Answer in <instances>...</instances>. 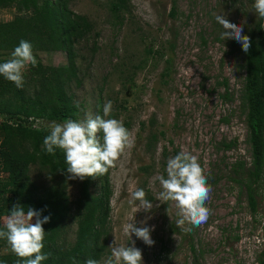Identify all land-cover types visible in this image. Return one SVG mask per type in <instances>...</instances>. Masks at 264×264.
Returning a JSON list of instances; mask_svg holds the SVG:
<instances>
[{"label": "rangeland", "instance_id": "374dc122", "mask_svg": "<svg viewBox=\"0 0 264 264\" xmlns=\"http://www.w3.org/2000/svg\"><path fill=\"white\" fill-rule=\"evenodd\" d=\"M129 1L131 16L121 24L112 19L108 0H74L70 5L74 13L93 24L90 37L81 43L82 52L78 51L81 84L70 87L75 103L83 105L79 121L103 116L105 103L111 101L112 112L104 118L120 120L133 144L110 168L108 247L114 241L117 246H135L141 250L142 264H254L255 254L264 246V173L256 198L257 213L251 214L244 189L228 179L236 160L247 166L250 161L246 117L239 100L245 76L243 51L234 39H221L223 29L213 16L223 15L241 26L242 35L247 36L248 27L257 21L254 0H239L236 6L226 0ZM173 3L174 17L170 14ZM12 13L0 10V21H9ZM149 46L164 56L148 54ZM10 55L0 52L2 59ZM166 59L170 60L169 78L162 76L168 66ZM40 60L55 67L67 63L66 54L60 51L41 54ZM225 93L227 100L221 98ZM222 118L228 121L221 122ZM151 131L157 141L147 146ZM222 142L234 145L225 149ZM173 151L197 157L211 187L205 205L210 210L208 219L191 231L184 230L190 227L187 222L177 226L175 202L158 200L162 189L155 177L166 178ZM30 176L38 186L45 185L47 175L37 168L31 169ZM66 180L67 195L73 201L79 179L68 174ZM137 188L145 191L146 199L151 198L150 212L135 213L130 200ZM132 219L137 227L151 229L153 245L134 234L129 240L123 233V226ZM74 229L72 226L68 233L69 242L74 239ZM109 251L111 254L110 247Z\"/></svg>", "mask_w": 264, "mask_h": 264}, {"label": "trees", "instance_id": "16d2710c", "mask_svg": "<svg viewBox=\"0 0 264 264\" xmlns=\"http://www.w3.org/2000/svg\"><path fill=\"white\" fill-rule=\"evenodd\" d=\"M73 1L0 0V10L13 12L9 21H0V52L12 53L19 42L25 40L31 43L36 60V65L25 71L22 89L0 76V227L15 204L23 206L25 211L28 208L40 211L41 219L50 217L42 225L45 231L42 253L50 255L41 264H73L72 257L79 264H85L89 258L102 261L110 255V169L103 176L79 180L78 195L71 201L67 195L68 173L63 151L57 148L54 154H47L42 150L43 140L50 133L48 126L53 121H79L80 108H83L82 104L75 103L70 87L81 84L79 75L82 77L83 72L77 62L78 51L82 52L81 43L90 37L93 24L87 17L73 12L70 7ZM226 1L231 6L240 3L239 0ZM174 3L172 17L176 14ZM108 11L115 23L121 24L131 16L130 1L108 0ZM246 33L251 45L247 53L242 50L245 76L239 100L246 117L250 161L247 166L245 161L236 160L229 169L228 179L239 185L241 191L244 189L249 211L254 214L264 173L263 19L257 15V21ZM97 35L96 32L93 36ZM58 51L66 54L65 66L45 65L40 60L41 54ZM147 53L164 56L154 51L153 46L147 48ZM6 60L0 58V63ZM165 63L168 66L162 76L169 78L170 60L166 59ZM221 98L227 100V93ZM227 121L221 119V122ZM143 125L141 123V127ZM156 141V134L151 131L147 146ZM233 145L234 142L220 143L225 149ZM177 154L173 151L174 156ZM33 167L47 175L44 186L32 180ZM33 220L35 223V217ZM72 226H75L74 239L69 242ZM190 248L194 251L192 246ZM3 249L7 252L1 253ZM16 259L6 242L0 240V264H15ZM254 264H264V246L255 254Z\"/></svg>", "mask_w": 264, "mask_h": 264}, {"label": "clouds", "instance_id": "9594fccd", "mask_svg": "<svg viewBox=\"0 0 264 264\" xmlns=\"http://www.w3.org/2000/svg\"><path fill=\"white\" fill-rule=\"evenodd\" d=\"M252 7L258 17L264 19V0H254ZM213 16L223 29L221 39H234L247 53L251 41L248 36L242 35L241 26L230 22L223 15L213 13ZM35 65L31 43L21 40L10 57L0 63V76L13 83L16 88L22 89L26 69ZM111 112L112 102L108 101L103 107V116H88L84 121L68 120L64 123L53 121L48 126L50 133L43 140L42 150L47 154H54L57 148L61 149L71 179L82 181L87 177L105 175L115 166L124 151L133 146L129 130L120 120L104 118ZM155 180L162 189L158 200L161 203L175 202L179 217L176 220L178 227L187 222L190 227L184 230L191 231V228L207 221L210 210L205 205L211 187L206 183L207 177L203 174L197 157L186 151L178 153L167 161L166 178L164 175H158ZM137 201L139 203H136ZM130 203L135 205V213L140 210L147 213L153 208L141 188L131 193ZM34 217L35 223L32 222ZM49 219L47 216L41 219L40 211L31 208L25 211L19 204L12 206L0 227V240H4L11 253L17 257L15 264H41L48 258L50 253H42L45 234L42 225ZM144 223L146 221H141V224ZM150 232L149 227H137L133 219L123 226V233L129 240L134 234L148 246L154 244ZM109 247L111 254L102 261L89 258L85 264H142L141 250L135 246H117L114 241ZM71 259L73 264H79L75 257Z\"/></svg>", "mask_w": 264, "mask_h": 264}]
</instances>
